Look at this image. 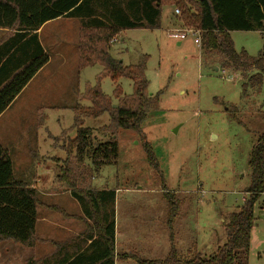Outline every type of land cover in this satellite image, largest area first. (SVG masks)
Instances as JSON below:
<instances>
[{
  "label": "rangeland",
  "instance_id": "374dc122",
  "mask_svg": "<svg viewBox=\"0 0 264 264\" xmlns=\"http://www.w3.org/2000/svg\"><path fill=\"white\" fill-rule=\"evenodd\" d=\"M167 8H162L159 29L126 30L110 44L111 56L125 66L137 65L147 57L148 94H158L159 100L139 134L116 131L118 159L94 174L90 185L93 190L116 192V264H135L126 259L132 253L148 261L168 255V200L177 206L171 221L177 258L184 262L195 254L202 258L214 254L225 243L227 216L237 212L246 199L245 190L251 182L250 153L264 133V83L254 91L243 88L238 73H222L216 66L217 57L207 60L203 56L201 37L199 47L191 36L180 45L169 39L170 30L191 27L170 18ZM78 27L77 20L68 18L48 24L39 34L47 55L53 59L56 53L68 58L75 52L78 55ZM231 39L237 52L243 50L251 57L263 46L257 32H233ZM101 74L98 65L65 69L50 78L40 74L1 114L0 146L9 153L15 178L37 190L39 205L33 245L0 242V264L41 261L38 258L46 250L44 234L57 231L56 224L53 231L44 229V216L58 218L47 209L65 206L67 212L78 214L75 200L66 194L70 191L56 182V169L66 159L62 147L75 137L74 131H67L74 123L73 107L90 106L78 97L87 84L94 86ZM117 85L123 96L132 94V81L122 78ZM114 86L109 78L100 79L107 97L113 98ZM83 121L93 131L95 142L109 141L110 135L100 132L109 124L107 114L83 116ZM141 135L152 147L156 167L148 163ZM84 166H90L89 160ZM54 191L64 194L48 197ZM77 225L83 228L82 223ZM122 256L125 259H120ZM246 264H264V193L254 206Z\"/></svg>",
  "mask_w": 264,
  "mask_h": 264
},
{
  "label": "trees",
  "instance_id": "16d2710c",
  "mask_svg": "<svg viewBox=\"0 0 264 264\" xmlns=\"http://www.w3.org/2000/svg\"><path fill=\"white\" fill-rule=\"evenodd\" d=\"M168 6L179 12L177 15L174 12V19L200 32L201 50L206 59L217 57L219 70L238 73L243 88L257 91L264 83V0H0V30L6 32V38L0 41V116L48 62L37 36V31L47 22L58 18L78 19V70L96 65L102 68L96 84H87L78 97L90 106L73 107L74 123L67 131H74L75 137L67 139L62 147L66 159L56 169L57 184L70 191L81 210L90 243L81 253L66 256L56 264H115L116 192L93 190L90 185L94 174L118 159L116 131L132 130L139 134L148 112L158 108L159 100L158 94H148L147 57L143 56L137 65L125 66L111 56L110 44L126 30L159 29L162 8ZM233 32L259 33L263 46L258 55L251 57L243 50L237 52L231 39ZM104 77L115 84L113 98L101 90L100 79ZM122 78L132 81L129 96H123L117 85ZM103 114L108 115L109 124L100 132L110 135V139L98 143L94 141L93 131L84 126L83 116L98 118ZM140 139L149 165L156 167L152 147L145 135ZM85 160H89L90 166H84ZM248 165L251 182L245 190L246 199L237 212L227 216L223 224L225 243L214 254L207 258L195 254L184 262L177 258L171 227L177 206L168 200V255L163 260L148 261L132 253L126 259L135 264H246L254 206L264 193V133L253 146ZM37 195L35 188L15 178L9 153L0 146V242L33 245ZM45 260L27 264H49Z\"/></svg>",
  "mask_w": 264,
  "mask_h": 264
},
{
  "label": "crops",
  "instance_id": "0c3cea01",
  "mask_svg": "<svg viewBox=\"0 0 264 264\" xmlns=\"http://www.w3.org/2000/svg\"><path fill=\"white\" fill-rule=\"evenodd\" d=\"M165 10H166L165 11L166 14L169 15L170 18H172L174 15V8L172 6H168V8ZM62 19H64V18H58L56 20L47 22L40 28V30L37 31L39 43L45 52H46V50H45L46 48H45L44 44L41 42L39 34L43 31V29L48 24L53 23L55 21L62 20ZM73 20H77L79 22L78 19H73ZM168 24L170 27H172L170 25V21H168ZM5 34H6V32L4 30H0V41L3 38L4 39L6 38ZM77 41H78V37H77ZM181 43L182 42H177V45H180ZM54 56H55L54 59L48 56V62L39 70V72H37V74L32 78V80L24 87V89L21 91V93L17 96L16 99H18L20 97V95L26 90V88L40 74H43L45 78H50L53 74H56V73L63 74L65 69H74L76 67L78 69V55L76 52L73 53L71 58H68L67 56L62 55L60 53H56ZM14 101L11 103V105L14 103ZM9 107L7 109H9ZM12 165H13V162H12ZM56 191H58V190H56ZM56 191L50 192L51 195H48V197L49 196L50 197L51 196L59 197L60 194H64L63 192L56 193ZM66 194H68V196H70V192H67ZM65 201L68 202V204H70V205H72V203H73L72 201H68V200H65ZM76 206L78 208V214H71L70 212H67L65 209V206H63V208H61L60 210H51L52 208L49 210L47 209V211H46L47 213H53L55 215H58V218L56 219L55 217H53V219H51L50 215L44 216V218H43V220L45 222V224H44L45 228L44 229L46 232L49 229L51 231H53L55 229L53 227H55V224H56L57 225V227H56L57 231H56V234H47V233L44 234L46 236V239L42 238V242H43L42 244L43 245L45 244L46 250L42 254V257H40L38 259H41V261H43V259L44 260L46 259L45 261H47L49 264H56V263L60 262L59 260H62L66 256L77 255V254L81 253L84 250V248L86 247V245H88L90 243V241L86 239L87 238L86 234L88 231L87 225L85 223L86 221H85V219H83V215L81 213V210H80L77 202H76ZM75 217H76V219H75ZM77 223H82L83 228L80 229L78 227ZM35 231H36V227H35ZM117 235L118 234H117L116 229H115V233H114L115 248H116ZM116 262H115V264H116Z\"/></svg>",
  "mask_w": 264,
  "mask_h": 264
},
{
  "label": "built area",
  "instance_id": "2783aa9c",
  "mask_svg": "<svg viewBox=\"0 0 264 264\" xmlns=\"http://www.w3.org/2000/svg\"><path fill=\"white\" fill-rule=\"evenodd\" d=\"M175 14H179L178 10L174 11ZM187 36H191L193 38L194 43L197 47L200 46V32L195 29H177V30H170L167 34V37L171 40L176 42H183ZM223 73V71H222Z\"/></svg>",
  "mask_w": 264,
  "mask_h": 264
},
{
  "label": "water",
  "instance_id": "95a60500",
  "mask_svg": "<svg viewBox=\"0 0 264 264\" xmlns=\"http://www.w3.org/2000/svg\"><path fill=\"white\" fill-rule=\"evenodd\" d=\"M215 71H218V68H216V69H214ZM115 105H113V107H114Z\"/></svg>",
  "mask_w": 264,
  "mask_h": 264
}]
</instances>
